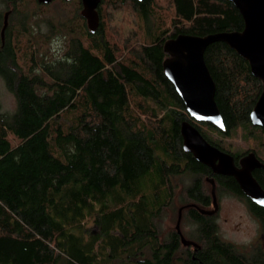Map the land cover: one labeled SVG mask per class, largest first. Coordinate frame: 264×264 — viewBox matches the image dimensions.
<instances>
[{
    "label": "trees",
    "instance_id": "16d2710c",
    "mask_svg": "<svg viewBox=\"0 0 264 264\" xmlns=\"http://www.w3.org/2000/svg\"><path fill=\"white\" fill-rule=\"evenodd\" d=\"M23 1L0 0V78L18 103L14 113L0 104V264H264L262 251L245 253L222 239L218 213L200 212L214 210L211 180L218 205L223 195H243L234 178L214 174L186 152L180 132L188 122L236 161L253 153L264 164L257 152L264 130L251 123L263 83L226 44L207 48L226 128L220 131L187 113L164 71L167 41L242 32L235 5L102 0L92 32L76 0L74 18L50 22L40 36L34 15L19 8ZM186 7L204 15L192 20ZM130 9L139 23L121 41L113 30L125 20L117 16ZM63 32L66 51L56 59L44 45ZM240 129L254 145L234 153L226 141ZM253 176L264 190V169ZM246 201L264 223V209ZM171 208L176 225L183 208L181 223L191 228L181 232L195 250L183 245L176 227L162 234ZM90 225L100 228L97 235L87 234Z\"/></svg>",
    "mask_w": 264,
    "mask_h": 264
},
{
    "label": "water",
    "instance_id": "95a60500",
    "mask_svg": "<svg viewBox=\"0 0 264 264\" xmlns=\"http://www.w3.org/2000/svg\"><path fill=\"white\" fill-rule=\"evenodd\" d=\"M55 0H37L38 4L49 6ZM71 2L72 0H65ZM102 0H81L82 15L88 27L95 32L99 27L98 8ZM142 1V0H140ZM240 11L245 28L242 32H223L195 37L181 35L165 43V52L170 56L164 63V71L169 81L183 100L187 113L201 123H209L220 131H225L223 117L215 101L216 86L205 62V52L215 43H224L245 59L252 75L263 83V92L251 114V123L264 130V0H226ZM2 39L8 27L9 13L5 14ZM184 150L191 153L201 164L209 167L214 174L233 177L242 192L257 205L264 207V190L254 179L252 173L264 164L255 154L241 161V168L235 165L234 157L211 145L192 124L184 122L180 129ZM212 196L214 211L200 210L203 215H213L218 210L216 185L213 180ZM183 208L179 210L176 230L184 246H197L187 241L181 232Z\"/></svg>",
    "mask_w": 264,
    "mask_h": 264
},
{
    "label": "rangeland",
    "instance_id": "374dc122",
    "mask_svg": "<svg viewBox=\"0 0 264 264\" xmlns=\"http://www.w3.org/2000/svg\"><path fill=\"white\" fill-rule=\"evenodd\" d=\"M160 2L164 6L167 4L163 0H160ZM19 8L21 11H29L32 13V15H34V21L39 22V26L35 28V32L38 31L36 34L40 36L48 32V26L50 22L56 25L61 19L72 20L79 9L76 0H72L71 2L56 0L53 4L42 9H38V7L34 5L33 0H25L19 4ZM185 11L188 17H191L192 20L200 19L204 15L198 10L191 11V9L187 7L185 8ZM109 13L110 12H108V14ZM121 17L125 18V20L121 22L122 25L118 27L119 31H117V28L113 30V35L121 36V41H125L130 36L129 33L134 31L133 28L137 27L139 20L136 18V16H134L131 9L124 11L117 16L119 19H121ZM41 24L47 26L46 32L40 29ZM65 35L66 34L63 32L59 36L65 37ZM40 36H38V38H40ZM44 47L46 50H49L50 44H46ZM0 104L3 112L6 113H14L18 106L15 95L7 89L2 78H0ZM226 142L230 145V149L234 153H244L253 148L254 145L246 139L245 131L243 129L234 132L230 138H227ZM257 152L259 153V156L264 159V147L257 148ZM185 183L188 184L189 180H185ZM181 196L182 195L178 194L175 202L176 206H180L179 198H181ZM176 215L177 211H175L173 208L166 212V215L162 219L160 225L163 235H168L176 227ZM218 225L220 229L219 233L222 239L227 243L235 245L245 253H250L253 246L258 245L261 242V240L257 239V225L252 219H250L246 212L245 205L235 197L228 195L222 196L218 210ZM181 227L186 233H188L190 231L191 225L184 221ZM99 231L100 228L98 226L90 225L87 234L97 235ZM262 243H264V240H262Z\"/></svg>",
    "mask_w": 264,
    "mask_h": 264
},
{
    "label": "flooded vegetation",
    "instance_id": "af4514ba",
    "mask_svg": "<svg viewBox=\"0 0 264 264\" xmlns=\"http://www.w3.org/2000/svg\"><path fill=\"white\" fill-rule=\"evenodd\" d=\"M250 154H253V153H250ZM250 154H246L244 157H242V158H240L238 161H236V158H235V155L233 156L234 157V161H235V165L237 166V168H241V161L245 158V157H247V156H249ZM231 155V154H230ZM260 169H264V168H257V169H255L254 171H253V173L254 172H256L257 170H260ZM253 173H252V175H253ZM225 177V176H224ZM254 177V176H253ZM231 178H233V177H231ZM254 179H255V177H254ZM234 180H235V182L237 183V185H238V187H239V190H240V192H241V194L243 195L242 197H245L244 199L241 197V198H237V197H235V198H237V199H239V201H241L244 205H245V207H246V212H247V214L249 215V217H250V219H252L253 221H254V223L257 225V239L258 240H261V242L258 244V245H256V246H253V248H252V250L251 251H255V250H260V251H262V253H264V243H262V240H264V223L261 221V220H259L258 218H257V216H256V214H254L253 213V211L251 210V208L249 207V203L246 201V199L247 200H249L250 202H252V203H254L250 198H248L243 192H242V190H241V188H240V185L238 184V182L236 181V179L234 178ZM256 180V179H255ZM257 181V180H256ZM259 184V183H258ZM255 205H257L256 203H254ZM258 207H260V208H262V209H264V207H261V206H259V205H257ZM218 210H219V205H218ZM218 210L216 211V213L215 214H217L218 213ZM214 211V210H213ZM215 214H213V215H215ZM212 216V215H211ZM256 239V240H257ZM229 244H231V243H229ZM193 248H194V250L196 249V247L197 246H192ZM198 248V247H197ZM197 251V250H196Z\"/></svg>",
    "mask_w": 264,
    "mask_h": 264
},
{
    "label": "clouds",
    "instance_id": "9594fccd",
    "mask_svg": "<svg viewBox=\"0 0 264 264\" xmlns=\"http://www.w3.org/2000/svg\"><path fill=\"white\" fill-rule=\"evenodd\" d=\"M40 29L44 32L47 31V26L44 24L40 25ZM35 32V29H34ZM65 38L62 36H56L50 41L51 53L56 57V59H63L65 48Z\"/></svg>",
    "mask_w": 264,
    "mask_h": 264
}]
</instances>
